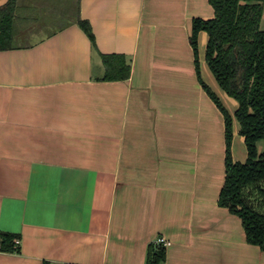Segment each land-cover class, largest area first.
Returning a JSON list of instances; mask_svg holds the SVG:
<instances>
[{
	"label": "crops",
	"instance_id": "crops-1",
	"mask_svg": "<svg viewBox=\"0 0 264 264\" xmlns=\"http://www.w3.org/2000/svg\"><path fill=\"white\" fill-rule=\"evenodd\" d=\"M8 0H0V7ZM13 47L0 49V231L20 235L0 264H264L241 218L219 204L225 120L203 88L192 20L208 0H16ZM98 51L131 60L102 80ZM16 38H21L16 42ZM198 34L203 81L233 117L232 155L247 148L238 101L220 86Z\"/></svg>",
	"mask_w": 264,
	"mask_h": 264
},
{
	"label": "trees",
	"instance_id": "trees-1",
	"mask_svg": "<svg viewBox=\"0 0 264 264\" xmlns=\"http://www.w3.org/2000/svg\"><path fill=\"white\" fill-rule=\"evenodd\" d=\"M214 16L192 20L191 44L199 80L222 111L225 120L226 175L219 204L241 218L246 240L264 250V0H208ZM16 0L0 7V49L13 47L16 28ZM79 26L89 36L94 51L102 61V80H126L131 74V60L123 53L98 51L90 22L81 17ZM208 33L205 58L220 86L238 101L235 116L244 137L247 158L234 160L232 155L233 117L200 74L198 34ZM17 233L0 231V250H19ZM166 246L152 242L146 264H165Z\"/></svg>",
	"mask_w": 264,
	"mask_h": 264
},
{
	"label": "built area",
	"instance_id": "built-area-1",
	"mask_svg": "<svg viewBox=\"0 0 264 264\" xmlns=\"http://www.w3.org/2000/svg\"><path fill=\"white\" fill-rule=\"evenodd\" d=\"M20 242H21V239L20 238H17L16 240H15V243H16V245H20ZM155 242H157V243H162L164 246H169V245H171V241L170 240H168V239H166L165 237H163V236H159V237H157V239L155 240Z\"/></svg>",
	"mask_w": 264,
	"mask_h": 264
},
{
	"label": "rangeland",
	"instance_id": "rangeland-1",
	"mask_svg": "<svg viewBox=\"0 0 264 264\" xmlns=\"http://www.w3.org/2000/svg\"><path fill=\"white\" fill-rule=\"evenodd\" d=\"M263 25H264V22H263ZM15 40H16V42H17V41H19V40H23V39H21V38H16ZM258 150H259V152H263V150H264V141H260V142H259V144H258Z\"/></svg>",
	"mask_w": 264,
	"mask_h": 264
}]
</instances>
